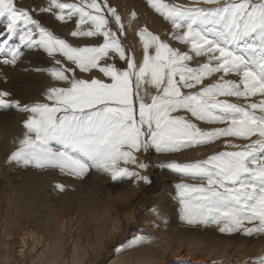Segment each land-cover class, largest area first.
Returning <instances> with one entry per match:
<instances>
[{"label": "snow or ice", "instance_id": "6c2138e0", "mask_svg": "<svg viewBox=\"0 0 264 264\" xmlns=\"http://www.w3.org/2000/svg\"><path fill=\"white\" fill-rule=\"evenodd\" d=\"M148 2L176 28L186 27L187 31L175 38L181 43L191 44L195 55H208L209 63L199 68L188 67L185 62L192 60V56L172 48L159 36L144 29L139 33L144 58L143 63L137 65L135 58L126 54L117 33L108 27L105 9L119 25V31H123L124 25L117 10L110 7L107 0L103 3L82 0L80 4L50 0L48 6L41 9L60 21L66 19V10L67 19L78 16L77 30L71 34L74 37H103V43L93 47H73L35 19L31 10L19 7L17 0H0V22L7 32L16 33L19 26H23L19 35L21 44L42 47L49 55L59 52L81 72L91 73L96 69L111 81L78 79L72 69L55 68L51 75L70 86L50 88L47 100L52 104L21 107L19 101L6 99L8 92L0 91V109L14 105L32 113L25 121L27 134L20 141L22 147L10 159L26 166L58 167L80 177L94 166L110 173L112 179H118L139 177L137 172L119 164L121 161L137 164L134 153L147 150L149 146L159 152H172L211 143L221 137L247 140L255 136L257 138L242 151L223 152L210 157L204 163L211 167L196 165L188 168L176 164L172 167L180 171H196L208 180L206 188L195 189L201 193L195 207L185 202V219L189 224H220L223 221L221 232L243 230L249 236L264 234V100L244 108L216 99L217 95L264 97V0H233L209 9L170 5L164 0ZM204 2L218 4L219 0ZM132 17L135 18V13ZM85 24L92 27L81 30L80 26ZM208 24L219 25L215 39H209L207 30L202 27ZM37 36L38 39L34 38ZM248 39L253 42L248 43ZM242 42L250 52L258 53L259 58L250 63L244 55H238L233 46L239 47ZM6 44L7 41L0 44V52H9L11 59H4L3 63L14 65L21 55L20 47L6 49ZM153 47L155 54L151 55L149 49ZM110 52L125 61L123 69L115 64L101 65L100 61ZM212 61H215V67ZM69 71L73 72L71 78L66 75ZM232 71L242 76V84L223 81L204 87L195 94L185 95L181 91V87L195 88L213 73ZM146 77L149 78L147 81ZM144 83L158 90L150 102H145L140 96ZM179 109H185L199 120L226 123L228 126L202 131L190 121L171 115ZM216 109L223 110L222 114L217 115ZM51 141H57L65 150H53L49 146ZM73 149L83 153L91 165L69 155V150ZM138 167L146 165L138 164ZM58 187L63 191V185ZM188 191L182 186L181 195ZM245 222L254 226L245 227ZM259 264H264V258H260Z\"/></svg>", "mask_w": 264, "mask_h": 264}, {"label": "rangeland", "instance_id": "374dc122", "mask_svg": "<svg viewBox=\"0 0 264 264\" xmlns=\"http://www.w3.org/2000/svg\"><path fill=\"white\" fill-rule=\"evenodd\" d=\"M49 2L50 0H17L19 7L31 10L35 19H38L56 37L64 39L73 47H93L103 43V37L72 36L71 33L77 30L79 17L74 15L71 19H67L66 10V19L57 20L52 13L41 11ZM61 2L80 4L82 0H61ZM98 2L103 3V0ZM231 2L233 0H219L218 4H208L204 0H164V3L170 5L204 9ZM107 3L117 10L124 25L123 31H119V25L115 24L111 13L105 9V15L109 19L108 27L117 33L126 54L134 57L137 65H141L144 58L143 42L139 35L144 29L159 36L162 42L168 43L172 48L192 56V60L185 62L188 67L199 68L209 63L208 55H195L191 44L181 43L175 38L183 35L187 28H176L170 20L160 15L148 0H107ZM132 13H135V18L132 17ZM22 27L20 25L16 33L10 34L3 26V22H0V44L7 41L6 49L19 45L21 51L14 65L3 63L4 59H11L9 52H0V91L9 93L6 97L9 101H19L21 107L52 104V101L47 100L48 90L53 87L70 86L68 82L57 80L51 75V70L55 68L72 69L78 79L95 78L111 82L96 69L91 73L81 72L59 52L49 55L42 47L21 44L19 35ZM80 27L81 30L86 31L92 25L85 24ZM202 27L207 30L209 39L217 37L219 25L208 24ZM34 38L38 39V36ZM247 42L253 41L248 39ZM233 48L238 55H244L250 63L259 58L258 53L250 52L244 47L243 42L239 47L234 45ZM149 54H155L154 47L149 49ZM23 59L28 67L20 73L21 71L18 72L16 69ZM57 60L60 61L59 64ZM100 63L115 64L120 69L125 67V61L120 60L112 52ZM212 66L215 67V61H212ZM19 74L23 76L16 78ZM66 75L71 78L73 72H66ZM148 79L145 78L146 81ZM223 81L242 84V76L236 71L213 73L205 77L195 88L181 87V91L185 95L195 94L204 87ZM157 94L158 90L152 88L149 83H144L140 89V96L145 102H150L151 97ZM216 99L248 108L251 103L264 100V97L217 95ZM136 102L138 108L139 98ZM222 111L216 109L215 113L220 115ZM31 115V112L22 111L14 105L9 109H0V248L8 242L11 245L14 238L20 239L24 228L30 225L35 230H38V226L46 227V223L54 227L57 217L58 220H64L69 227L75 229L72 236L76 240L80 239L82 245L90 250L98 241L95 239L97 231L93 229L95 225L105 227L103 234L113 229L114 222L116 226L118 225L113 230V238H107L96 253L88 258L86 264L108 262L123 255V250L125 254L134 257H161L163 251L155 249L160 245L167 254L166 262L163 264H259L260 258H264V234L254 233L249 236L245 235L243 230L221 232L223 221L220 224H189L185 219V202L195 207L199 203L197 197L201 195L195 189L206 188L208 180L206 176L196 171H180L179 168L172 167L173 164L188 168H194L196 165L211 167L204 163L210 157L223 152L242 151L257 137L247 140L221 137L211 143L184 147L172 152H159L155 147L149 146L147 150L141 149L134 153L137 164L120 162L119 166L127 167L129 171L137 172L139 177L146 179L137 176L112 179L110 173L94 166H90L88 172L80 177L70 174L67 170L61 171L58 167L40 168L34 164L26 166L22 162L11 161V155L22 147L20 141L27 134L25 121ZM171 115L190 121L202 131L228 126L226 123H208L199 120L185 109H179ZM257 115H260L258 111ZM228 119L230 121L231 116ZM49 146L53 150H65L57 141H51ZM69 155L91 165V161L77 150H69ZM138 164H144L146 167L140 168ZM59 185H63V191L58 187ZM182 186L190 190L183 196ZM90 215L96 216V224L90 219ZM101 217L102 221H99ZM253 226L254 224L245 222V227ZM136 234H140L150 242L147 245L142 244L139 242L141 237L136 238ZM81 251L84 252L83 249ZM2 262L10 263L4 259Z\"/></svg>", "mask_w": 264, "mask_h": 264}, {"label": "bare ground", "instance_id": "6f19581e", "mask_svg": "<svg viewBox=\"0 0 264 264\" xmlns=\"http://www.w3.org/2000/svg\"><path fill=\"white\" fill-rule=\"evenodd\" d=\"M133 22L134 21H132V23ZM27 67L28 64L23 59V62L18 66V69H15L16 71H21L20 73H23ZM21 76L23 75L19 74L16 78H21ZM152 88L155 87L152 85ZM90 219H93L95 224L97 223L95 215H90ZM99 221H102V217L99 218ZM55 222L56 225L54 227H51L50 223H46V227L38 226V230L32 228L31 225L24 228L20 239L13 237L14 241L11 245L8 242L3 245V248H0V263L7 264L2 262L4 259L10 261L9 264H86L88 258L96 253L101 244L105 243L107 238H113V230L115 227H118L114 222L113 229L110 232L106 231L107 233L103 234L105 227L95 225L93 229L97 231L95 239L98 241L90 250V248L86 249V247L82 245L80 239L76 240L72 236V232L75 231V229L69 227L64 220H58L56 217ZM118 223L120 226V221ZM76 225H78V223ZM136 236L138 239L141 237L139 242H142L144 245H147L150 242L140 234H136ZM82 249L84 252L81 251ZM155 249L163 251L161 257H134L125 254V250H123V255L108 262L103 261L102 264H163L166 262L167 254L162 248V245ZM180 254L181 253H179L178 256H180Z\"/></svg>", "mask_w": 264, "mask_h": 264}]
</instances>
